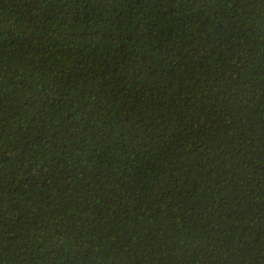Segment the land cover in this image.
Wrapping results in <instances>:
<instances>
[{
  "label": "trees",
  "instance_id": "obj_1",
  "mask_svg": "<svg viewBox=\"0 0 264 264\" xmlns=\"http://www.w3.org/2000/svg\"><path fill=\"white\" fill-rule=\"evenodd\" d=\"M0 264H264V0H0Z\"/></svg>",
  "mask_w": 264,
  "mask_h": 264
}]
</instances>
